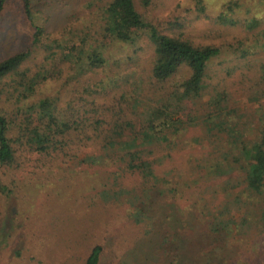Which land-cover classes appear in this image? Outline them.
Masks as SVG:
<instances>
[{"label":"trees","instance_id":"trees-1","mask_svg":"<svg viewBox=\"0 0 264 264\" xmlns=\"http://www.w3.org/2000/svg\"><path fill=\"white\" fill-rule=\"evenodd\" d=\"M154 1L77 0L81 16L74 12V21H68L59 36L45 44L44 29L33 22V0H21L22 11L32 22V43L40 47L42 43L46 61L56 54L54 50L61 51L58 58L75 68L74 76L65 77L61 86L71 82L77 91L66 93L60 106L58 98L33 99L50 74L24 64L31 46L0 61V200L6 210L13 201L19 205L21 200H32L36 189L54 186L59 181L54 176L69 168L100 167L108 175L102 188H122L124 181L133 182V196L127 202L131 214L140 212L136 217L140 221L145 205L155 204L158 198L168 202L181 192L182 173L166 162L172 158L173 136L184 132L186 125L204 126L206 140L214 137L210 141L219 147V156L205 160L207 169L222 159L228 168L235 166L244 172L250 190L264 187V126L255 139L235 131L232 116L236 111L229 107L232 96L225 91L209 96L210 108L199 121L193 116L205 89L207 63L220 49L211 44L195 45L181 33L160 32H174L179 23L174 19L152 23L141 7ZM45 2L59 5L66 0ZM202 2L196 1L199 13L205 12ZM6 3L0 0V15ZM238 4L229 1L225 12L233 13ZM217 18L234 23L231 16ZM142 36L151 44L148 52L140 43ZM259 68L261 77L255 88L262 92L252 93L256 100L264 98V63ZM181 69L185 76L175 82ZM123 193L122 189L102 191L100 196L122 202ZM11 210L5 214L10 211L16 220L17 208L16 213ZM208 224L216 226L213 220ZM181 237L179 233L171 239L162 235L155 244L166 256L173 250L167 264H191ZM101 252L102 246L94 245L84 264H99Z\"/></svg>","mask_w":264,"mask_h":264},{"label":"rangeland","instance_id":"rangeland-1","mask_svg":"<svg viewBox=\"0 0 264 264\" xmlns=\"http://www.w3.org/2000/svg\"><path fill=\"white\" fill-rule=\"evenodd\" d=\"M196 1L155 0L141 9L156 25L168 19L178 21L174 32H160L181 33L195 45L211 44L220 49L219 55L207 63L205 89L193 114L195 121L208 112L209 96L225 91L232 96L229 107L236 111L231 115L235 131L255 139L264 126V98L256 100V94L252 95L262 92L255 84L261 77L259 66L264 63V0H203V13L197 11ZM229 1L239 3L233 13L225 12L224 5ZM6 2L0 15V61L31 46L24 64L51 75L32 98H58L60 106L66 93L77 91V85L71 82L65 88L61 86L65 77L74 76L75 68L68 60L58 58L61 51L57 49L46 61L42 43L41 47L32 43V22L26 19L21 0ZM33 5V22L44 29L45 44L58 37L68 21H74V12L81 16L77 0L59 5L33 0ZM222 15L231 16L234 23L217 18ZM142 37L140 43L148 52L151 44ZM185 73L179 70L174 81H181ZM181 118L188 120L182 114ZM203 127L186 125L184 132L173 136L172 158L166 164L180 169L181 192L168 202L158 198L155 204L145 205L140 221L136 220L140 212L131 214L132 206L127 202L133 196V182L124 181L122 188H102L108 175L100 167L69 168L54 176L59 180L54 186L36 189L32 200H21L19 205L11 202L8 210L16 213L17 208L16 220L8 214L10 211L5 214L8 210L0 200V264H84L96 244L102 246L99 264H167L173 250L166 256L155 244L160 236L171 239L175 233L182 236L181 244L191 264H264V187L250 190L244 172L235 166L228 168L222 159L219 165L207 169L205 160L219 156V147L210 141L214 137L206 140ZM120 189L124 191L122 202L100 196L102 191ZM209 220L218 227H210Z\"/></svg>","mask_w":264,"mask_h":264}]
</instances>
